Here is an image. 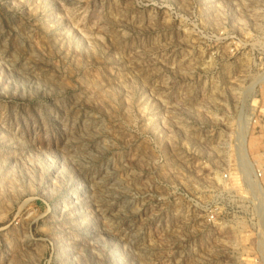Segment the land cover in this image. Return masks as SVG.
I'll use <instances>...</instances> for the list:
<instances>
[{"label":"rangeland","instance_id":"374dc122","mask_svg":"<svg viewBox=\"0 0 264 264\" xmlns=\"http://www.w3.org/2000/svg\"><path fill=\"white\" fill-rule=\"evenodd\" d=\"M263 78L264 0H0V264H264Z\"/></svg>","mask_w":264,"mask_h":264},{"label":"built area","instance_id":"2783aa9c","mask_svg":"<svg viewBox=\"0 0 264 264\" xmlns=\"http://www.w3.org/2000/svg\"><path fill=\"white\" fill-rule=\"evenodd\" d=\"M249 126L254 131L258 129V135L249 138L242 156L249 171L245 200L249 205L254 206V202L258 200L264 202V100Z\"/></svg>","mask_w":264,"mask_h":264},{"label":"bare ground","instance_id":"6f19581e","mask_svg":"<svg viewBox=\"0 0 264 264\" xmlns=\"http://www.w3.org/2000/svg\"><path fill=\"white\" fill-rule=\"evenodd\" d=\"M264 79V78H263ZM244 140V137H243V139H242V141ZM244 142V141H243ZM245 170V169H244ZM245 172H246V170H245ZM68 199V198H67ZM260 201V200H259Z\"/></svg>","mask_w":264,"mask_h":264}]
</instances>
